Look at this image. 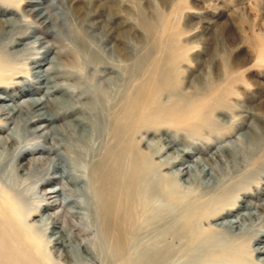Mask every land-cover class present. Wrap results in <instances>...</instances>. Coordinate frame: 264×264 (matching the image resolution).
Returning <instances> with one entry per match:
<instances>
[{
    "label": "bare ground",
    "instance_id": "1",
    "mask_svg": "<svg viewBox=\"0 0 264 264\" xmlns=\"http://www.w3.org/2000/svg\"><path fill=\"white\" fill-rule=\"evenodd\" d=\"M25 1L33 7L23 14L32 20L8 17L19 0H0V264H48L43 236L74 264H264V224L251 230L261 216L254 210L264 213V197L236 204L245 189L240 182L213 194L214 163L224 160L233 141L208 159L193 157L206 146L177 148L159 162L152 156L160 148L142 149L144 132L163 125L192 136L215 129L213 113L231 107L237 93L228 70L225 84L201 96H177L174 56L130 60L125 19L117 29L97 32L102 20L90 19L96 11L86 5L66 10L62 0ZM105 1L109 11L122 4ZM164 92L170 103L162 102ZM175 137L168 147L177 145ZM201 176L211 181L213 195L185 202L180 186H194ZM27 180L37 195L32 208L20 188ZM225 232L233 233L230 240L221 237ZM85 234L93 235L87 245L75 242ZM168 234L185 238L179 263L164 240Z\"/></svg>",
    "mask_w": 264,
    "mask_h": 264
},
{
    "label": "rangeland",
    "instance_id": "2",
    "mask_svg": "<svg viewBox=\"0 0 264 264\" xmlns=\"http://www.w3.org/2000/svg\"><path fill=\"white\" fill-rule=\"evenodd\" d=\"M112 1L116 4L122 2L121 7L118 6V8L109 11L105 0H62V3L66 10H69V6L73 4L78 8L86 5L88 11H96V15L89 18L102 20L101 27L97 32L100 29L103 31L104 26L117 29V24L125 19L126 43L130 60H134L138 56H145L144 58L149 62L153 58L174 56L177 62L176 69L179 80L175 92L177 96L197 97L205 94V92L207 93L210 86L225 84L227 78L224 75V70H228L229 74L232 75L231 86L234 89L233 91L237 92L232 95L231 107L219 109L213 113L215 129L203 127L199 129L200 132H194V136H192L193 134H190L192 132L187 133L188 131L184 129L163 125L157 130L144 132L142 149L149 154L154 149L160 148V151L152 156L154 162H159L167 156H173L177 148L185 149L192 147V145L199 148L206 146L208 150L196 153L193 157L199 156L208 159L218 146L233 141L231 149L222 153L224 154V160L221 163L216 162L214 163L215 166H212L215 171L218 170L216 172L218 178L212 179L211 182L201 176L196 180L197 186L187 185V183L184 184L181 181L185 186H180V193L183 194L180 196L185 202H189V199L190 201L195 200L196 197L207 199L218 193V190L222 191V189L230 188L240 182L245 189L244 191L240 190L235 203L241 204L242 201L258 202L261 197H264V193H261L262 188H264V129H260L264 125V0ZM26 4L25 0H19V9L12 7L13 13L11 11L8 17L22 18L21 14H23L24 9L27 12L33 7ZM97 12L101 13V17H98L100 15H97ZM114 12L115 14L120 12L121 16L109 17ZM23 19L32 20L30 16L26 15ZM37 35H40V33L37 32ZM45 40L53 42L50 37ZM112 42L109 41L108 44H112ZM137 82H139L138 77H133L131 86L133 87ZM161 100L163 103H170L167 92L162 94ZM238 123L242 126L234 128ZM231 128L232 130H230ZM216 130H223V136H218ZM174 136L179 142L176 143L177 145L168 147V142ZM188 141L189 143H187ZM211 142L214 145H211ZM233 154L234 159L230 160V156ZM172 170L174 168L163 169L161 172L167 173V171ZM241 175L243 178H240ZM198 181L202 183L199 184ZM203 181L206 183L204 184ZM210 182L214 192L212 195L210 194L212 193ZM52 185H58V183L55 182ZM32 186L31 180H27L20 185L21 190L24 191L28 199H23V203L30 208L34 206L37 200L36 193L33 195L34 190L31 191ZM202 186L203 188H201ZM209 188L211 192L208 191ZM38 189L41 190V193L43 192L42 188L39 187ZM189 189L193 191L190 190L189 192ZM215 189H217L216 193ZM203 190L208 192L205 191L206 193L203 195L201 193ZM188 194L192 196L190 197ZM200 194L202 195L200 196ZM193 195H195V198ZM57 209L61 208H55V210ZM254 211L261 213L260 218L257 221L254 220L255 225H253L255 227L251 229L257 232V227L264 224V213L261 210ZM151 213L150 216L153 215V212ZM179 215L181 216V214ZM179 215H176V217L179 218ZM169 218L166 219L171 222L172 219ZM203 226L206 227L205 224ZM152 229H147L150 236L154 235ZM148 232H146V240L149 242L152 237L149 236ZM227 233L230 234V232H225L221 235L224 240H227V238L230 240L233 233L237 234L236 231H233L230 234L231 236L228 237ZM224 235L226 236L224 237ZM82 236L78 237L75 242L87 245L88 241L93 238L91 234ZM180 236L171 237L168 234L164 237L166 243L168 242L167 244H170L173 248L175 247L177 252H175V260L179 259L177 260L178 263L183 260L180 255L183 250L180 248L183 249L185 244V238ZM49 247L50 245L46 246L45 237L43 236L42 250L47 255L48 264H74L73 259L62 258L58 252L54 251L52 247L49 249ZM176 247L180 250L177 251ZM79 252L89 259L81 248H79ZM177 255H180V257L177 258ZM93 263L99 264L95 260L89 262V264Z\"/></svg>",
    "mask_w": 264,
    "mask_h": 264
}]
</instances>
